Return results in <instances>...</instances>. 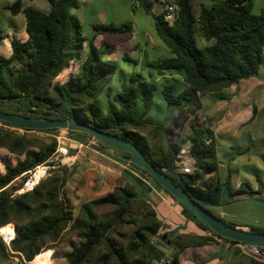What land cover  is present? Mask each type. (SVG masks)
<instances>
[{"label": "trees", "instance_id": "obj_1", "mask_svg": "<svg viewBox=\"0 0 264 264\" xmlns=\"http://www.w3.org/2000/svg\"><path fill=\"white\" fill-rule=\"evenodd\" d=\"M46 1L48 13L24 7L22 0L7 6L13 16H24L28 38L14 37L10 57L0 55V111L37 120L77 117L115 138L140 145L151 154V162L161 173L187 189L217 218L237 227L216 210L225 201L227 186L217 178L206 179L207 174L219 169L213 131L193 125L186 138L162 144L159 132L175 114L170 110L158 125L148 116L156 108L182 109L193 104L198 95L219 93L258 77L264 58V10L254 13L253 0H208L199 2L197 8L193 0H174L176 22L170 25L162 14L155 22L156 33L170 55L145 59L140 71L121 81L117 65L103 59L112 53L110 44L98 48L84 35L79 17L72 14L79 9V0ZM94 30L96 35H119L132 32V27L110 24L95 26ZM125 60L139 65L132 58ZM75 62H81L78 73L56 83ZM150 129H155L153 141L158 138L160 143L150 144ZM59 130L0 128V229L12 224L15 234L9 244L0 235V264H9L11 259H18L19 264L33 263L41 253L56 250L65 237L80 240L64 255L68 264H170L157 241H171V264H180L186 249L209 246L216 239L239 244L219 237L167 192L181 206V215L210 235L168 231L155 206L124 179L118 180L113 192L82 204L75 216L68 199L71 172L66 166L50 163L58 141L54 135L40 136ZM69 133L71 139L83 144L95 140L84 133ZM189 141L195 170L192 174L176 173L179 154ZM98 147L127 163L112 148ZM43 164L55 168L33 191L14 195L23 187L25 174ZM127 176L139 186L133 176ZM119 219L121 223L116 225ZM250 231L264 233V228L253 226Z\"/></svg>", "mask_w": 264, "mask_h": 264}, {"label": "crops", "instance_id": "obj_2", "mask_svg": "<svg viewBox=\"0 0 264 264\" xmlns=\"http://www.w3.org/2000/svg\"><path fill=\"white\" fill-rule=\"evenodd\" d=\"M165 1L173 4L171 3L173 0ZM193 1L194 3L195 1L208 2V0ZM13 3L9 2L5 4L4 8L7 10V6ZM22 3L24 7H33L46 13H48L50 9V6L49 9L47 7L49 4L46 0H22ZM147 8H150L149 12ZM77 11L79 12L77 16L82 23L83 32L85 27L94 30V27L98 25H115L116 23H122L124 19L129 20L135 17L139 12L142 13V16L149 23L154 22L155 25L152 14L156 17L161 15V0H79V9ZM15 17L14 21L19 18L21 26L14 22L15 29L9 31V33L13 32V34H11V40L14 37L18 38L21 33V36H23L22 40L25 41L28 35L26 33L24 16L18 15ZM130 25L132 27L133 24L131 23ZM122 34L123 33L116 36ZM85 36L88 39H93L98 48L101 47V43L99 44V42L102 41L103 36L96 35L95 30L92 35ZM104 36L106 37L108 35ZM139 45L140 44H137L136 46ZM147 47L152 48L156 47V45L145 42L143 56L146 55L148 57V53L151 50ZM147 57L145 59H147ZM193 104L194 109L189 107L181 109H190L187 110L190 113L181 123L179 122L183 117H178L176 119V114L174 115L169 126L174 125L175 127L177 126V128L175 132L168 130L172 132L171 135H174V139L168 140L167 144L178 142L186 138L190 134L193 125L211 129L214 133V139L217 145L219 169L217 173L207 174L206 179L217 178L223 186H227L223 205L229 206L241 200L245 202L249 200L253 203H255V200H262L264 198V182L258 180V184L256 182L254 183V181L251 183L248 179H244L242 174L244 169L248 171L253 170L252 167L254 168L253 165L256 156L262 153L256 150L254 151L253 149L250 150L247 147H253L264 141V58L258 77L240 82L238 85L232 86L219 93L210 94L205 97L198 95ZM255 110L256 113L254 114ZM180 113L186 114L185 111H181ZM154 143H160V140L157 138ZM98 145L99 143L95 140H90L88 143L83 144L72 139L71 154L59 160L58 164L66 166L69 172H71L67 185L70 191L68 199L75 209L78 208L79 210L82 204L113 192L117 187L118 180L124 179L125 182L136 187L140 195L155 206L163 219L161 208L164 204L168 205V207L176 213L178 217L175 226L165 223L168 231L179 229L192 233H204L195 223L187 221L181 215V206L170 198L167 192L159 188L150 176L131 163L120 162L102 152ZM190 147L191 142L189 141L180 152L177 164L182 165V163L188 161L192 163L194 161L190 157ZM254 171L256 172V170ZM233 173H236V177L232 175ZM128 174L138 181L139 186H136V183L127 176ZM245 187L248 188L247 191ZM250 191H252L253 194H248ZM231 193L233 194L232 197L230 195ZM219 213L223 219L236 223L231 219H226L227 216H229V213L226 211H219ZM236 224L238 225L237 227L243 229L251 228L250 226H243L239 223ZM10 226L13 230L14 226L12 224H10ZM1 234L4 237V234L12 235V232L10 228H3L0 229V235ZM4 241L9 244L12 240L7 242L5 239ZM218 246L226 247L227 251L232 253V255L229 260L219 258L212 260L210 264H251L249 258L243 254L242 250H240L236 244L232 245L220 239H216V242L209 246L189 249L205 251V249H203L205 247ZM52 251L54 253V250ZM185 251L180 256V264H182V261L186 258L185 256L188 255L185 254Z\"/></svg>", "mask_w": 264, "mask_h": 264}, {"label": "rangeland", "instance_id": "obj_3", "mask_svg": "<svg viewBox=\"0 0 264 264\" xmlns=\"http://www.w3.org/2000/svg\"><path fill=\"white\" fill-rule=\"evenodd\" d=\"M254 1V7H253V12L256 14H259L262 9H264V0H253ZM9 2H15V0H0V55L5 56V57H10V54L12 53L11 49V34L13 32L9 33V31H12L15 29L14 22L20 25V20L17 18L15 21L14 19L16 18L13 15L4 8L5 4ZM171 1V3H173ZM199 2L195 1V6L197 8V4ZM47 4V3H46ZM174 4V3H173ZM9 6V5H8ZM49 9V5L47 6ZM72 14L77 15L79 12L77 10H73ZM148 21L142 16V13L139 12L135 17L130 18L129 20L124 19L122 23H116L115 26L121 27L123 25H130L131 23L133 24V31L131 33H123L120 36L116 35H108V36H103V39L99 44L101 43V49H104V44L107 43L110 44L111 46V54H105L103 56V59L111 61L115 63L118 67V72H117V77L121 80L124 81V79L133 73H136L137 71H140V66L143 64L145 58L147 57L146 55L143 56V50L145 48V42H150L151 45L155 44L156 47H147L149 50H151L148 53V60H153V59H158V58H165L170 55L168 48L165 46V44L162 42V40L158 37L156 34V29L154 22L153 23H147ZM21 26V25H20ZM21 29V28H20ZM20 33V32H19ZM94 33V30L92 28L85 27L84 29V34L87 36H90ZM22 34L18 36V39L22 40L21 36ZM3 38V39H2ZM137 44H140L139 46H136ZM7 57V58H8ZM126 57L132 58L133 60L137 61L139 65H136L131 62H127L125 59ZM146 59V60H147ZM81 66V62H75L70 68H67L63 74L57 78L56 83H63L65 82L71 75H76L79 71V68ZM148 70V69H147ZM148 73V72H147ZM146 73V74H147ZM247 81V80H245ZM243 82V81H242ZM187 107L194 109V104L188 105ZM187 110H190V109ZM258 110L257 108H255ZM172 110L173 114H176L175 118L177 119L182 118L179 123L182 122V120L188 116L190 112L187 110H181L178 108H171V109H159L156 108L154 111H152L151 114H149L148 119H152L154 124L158 125L159 124V119L163 120L166 115H168L169 111ZM256 110L254 114L256 113ZM181 111H185L186 114L180 113ZM158 119V121H157ZM0 128H3L4 130L7 131H13V129L6 127L5 124H3L0 121ZM152 128V127H151ZM154 128V127H153ZM164 131L159 132V137L163 141H161L162 144H167V141L173 140L174 135H171L172 132H175V127L174 125H166L164 127ZM168 128V129H167ZM171 130L172 132L168 131ZM151 135L149 138L150 144H153V132L155 131L150 129L148 130ZM168 131V133H166ZM17 133H21L17 131ZM60 133L55 132L52 133L51 135H45L41 134L40 136H47V137H52L54 136H59ZM145 134V133H144ZM64 138H67V143L70 145V154H71V144L72 142H68L71 139L70 135L67 137L63 135ZM156 140V139H155ZM250 150H256L257 152H262L259 156H256L254 160V168L252 167L253 170L248 171L245 170L243 171L242 176L244 179H248L251 183L254 181L258 184V180L264 182V141L260 142L259 144L253 146V147H247ZM246 148V149H247ZM1 166V164H0ZM256 168V169H255ZM256 170V172L254 171ZM50 174V173H49ZM234 177H236V173H233ZM49 176V175H48ZM47 176V177H48ZM46 177V178H47ZM246 191L248 190L247 187H245ZM14 195H18L17 191L14 193ZM238 201L235 203L230 204L229 206H221L216 208L218 211H226L229 213V216H227L226 219H231L235 221L236 223H239L240 225L243 226H256L260 228H264V198L262 200H255V203L248 201ZM259 202V203H256ZM75 209V207H74ZM162 213L163 217L165 219V223L167 225H174L176 223L177 215L176 213L171 210V208L168 207V205L164 204L162 206ZM215 209V208H214ZM78 214V208L74 210V215L76 216ZM121 223V222H120ZM8 227H11L8 225ZM247 231H250V229H245ZM205 235H210L209 232H204ZM80 242L79 239H72L65 237L63 241L60 243L58 248L54 250V255L52 257V264H68L67 260L64 258V255L71 251L72 249V244H78ZM160 248L164 249L167 253V258L169 260V263L171 264V256H172V249L169 248L170 245L168 244H161L160 241H157ZM227 243V242H226ZM205 251H201L199 249H189L185 251L186 255L185 259L182 261V264H210L212 260L216 259H224V260H229L230 256L232 253H229L226 249V247L218 246V247H205L203 248ZM248 257V256H247ZM249 259H254L251 257H248ZM256 260V259H255ZM260 262L264 263V260H258ZM18 259H11L9 261V264H19ZM32 264V262L30 263Z\"/></svg>", "mask_w": 264, "mask_h": 264}, {"label": "water", "instance_id": "obj_4", "mask_svg": "<svg viewBox=\"0 0 264 264\" xmlns=\"http://www.w3.org/2000/svg\"><path fill=\"white\" fill-rule=\"evenodd\" d=\"M152 18L155 22L157 21V17L154 14H152ZM0 121L8 123L14 128L22 127L30 130L60 129L87 134L99 144L112 148L121 160L131 163L146 172L166 192L191 209L219 237L238 243L264 246V233L247 231L241 227H232L217 218L200 201L194 199L188 193L187 189H181L161 173L151 162V154L146 152L140 145H134L115 138L107 134L104 130L93 127L77 117L64 120H37L24 115L9 114L0 111ZM190 157L194 160L192 153ZM120 222L121 220L119 219L116 225ZM166 238L167 235H164L163 240H166ZM167 244L170 245L171 241H168Z\"/></svg>", "mask_w": 264, "mask_h": 264}, {"label": "built area", "instance_id": "obj_5", "mask_svg": "<svg viewBox=\"0 0 264 264\" xmlns=\"http://www.w3.org/2000/svg\"><path fill=\"white\" fill-rule=\"evenodd\" d=\"M161 14L164 16V19L169 22L170 25L174 24L177 20L176 5L170 4L165 0H161ZM57 132L60 133L59 136H55L58 141V149L50 160V163L55 165L59 163V160L61 158L67 157L70 154V145L66 142L67 138L63 137V135L68 137L70 135L69 131L59 130ZM68 142L71 143L72 140ZM188 162L182 163V165H180V169L177 170L176 173L192 174L195 170L194 161L192 163ZM53 168H55L54 165L43 164L36 167L34 170L29 171L27 174H25L27 175L25 182L23 184V187L17 191V194H23L33 191L49 175L50 170ZM14 236L11 238V240L14 239ZM236 245L240 250H242L244 255L256 260H264V246L248 245L244 243H239Z\"/></svg>", "mask_w": 264, "mask_h": 264}, {"label": "bare ground", "instance_id": "obj_6", "mask_svg": "<svg viewBox=\"0 0 264 264\" xmlns=\"http://www.w3.org/2000/svg\"><path fill=\"white\" fill-rule=\"evenodd\" d=\"M6 228H10L11 231H12V235L11 234H4V237L3 239L7 242H9L11 240V238L14 236V232L12 230V227H6ZM53 251L52 250H49V251H45L43 253H41L40 255H38L32 264H52V257H53Z\"/></svg>", "mask_w": 264, "mask_h": 264}]
</instances>
